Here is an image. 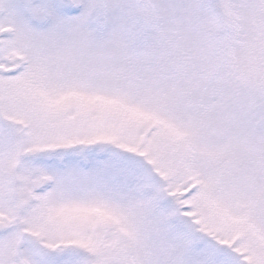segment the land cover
<instances>
[{
  "label": "snow or ice",
  "instance_id": "snow-or-ice-1",
  "mask_svg": "<svg viewBox=\"0 0 264 264\" xmlns=\"http://www.w3.org/2000/svg\"><path fill=\"white\" fill-rule=\"evenodd\" d=\"M0 264H264V0H0Z\"/></svg>",
  "mask_w": 264,
  "mask_h": 264
}]
</instances>
